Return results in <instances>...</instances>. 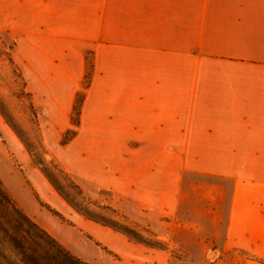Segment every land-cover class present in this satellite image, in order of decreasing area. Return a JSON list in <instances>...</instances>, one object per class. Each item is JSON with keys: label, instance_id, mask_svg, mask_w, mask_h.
I'll list each match as a JSON object with an SVG mask.
<instances>
[{"label": "crops", "instance_id": "obj_1", "mask_svg": "<svg viewBox=\"0 0 264 264\" xmlns=\"http://www.w3.org/2000/svg\"><path fill=\"white\" fill-rule=\"evenodd\" d=\"M0 23L25 56L58 57L61 114L71 110L88 51L92 70L81 117L89 128L98 130L101 121L109 134L118 120L123 136L159 138L160 149L169 152L182 138L184 152L246 154L237 167L247 173L231 175V191L208 199L213 208L205 207L201 240L213 239L222 252L246 251V264H264V0H0ZM38 69L50 73L42 63ZM2 131L3 163L21 172L19 194L0 172L6 191L38 225L91 262L72 239L89 224L74 225L73 237L65 233L70 228L42 205L64 212L58 194L9 130ZM256 167L263 169L258 176L248 171ZM133 245L117 250L128 260ZM159 255L154 264L168 262Z\"/></svg>", "mask_w": 264, "mask_h": 264}, {"label": "rangeland", "instance_id": "obj_2", "mask_svg": "<svg viewBox=\"0 0 264 264\" xmlns=\"http://www.w3.org/2000/svg\"><path fill=\"white\" fill-rule=\"evenodd\" d=\"M18 43L7 25L0 23V137L3 126L14 136L30 165L48 181L43 168L77 206L119 219L150 242L137 241L86 218L48 181L65 211L44 202L42 205L58 212V219L72 232H65L70 237L74 225L89 224L72 239L91 263L154 264L164 252L168 262L163 264H246L244 259L250 257L246 251L222 252L213 239L204 236L201 240L206 232L202 224L208 214L206 208H213L208 199L231 191V175L247 173L246 168L237 167L245 164L242 160L246 161V154L184 152L182 138H175V150L169 152L160 149L159 138L123 136L118 120L111 123L109 134L101 130V121L98 130L89 128L86 119L82 120L81 108L92 70L90 52H84V73L73 101L80 106V113L77 116L72 104L64 115L58 112V57L37 53L25 56ZM40 63L47 65L50 73L39 72ZM73 119H78L77 125ZM64 134L69 138L61 143ZM9 158L14 167L23 169L18 157ZM3 159L0 149V172L19 194L16 179L21 172L7 168ZM248 171L258 176L263 169ZM194 200L199 207L194 206ZM125 242L140 246L128 247L132 260L124 259L117 250Z\"/></svg>", "mask_w": 264, "mask_h": 264}, {"label": "trees", "instance_id": "obj_3", "mask_svg": "<svg viewBox=\"0 0 264 264\" xmlns=\"http://www.w3.org/2000/svg\"><path fill=\"white\" fill-rule=\"evenodd\" d=\"M73 111L77 113V116L80 113V106L77 107L76 101L73 104ZM72 122L77 125L78 119H73ZM68 131L66 130L65 133L67 134ZM68 138L69 136L64 134L60 142L65 143ZM41 171L60 195L86 218L119 230L137 241L150 243L138 230L130 227L125 222L107 214L77 206L43 168H41ZM48 209L59 215L56 210L49 207ZM0 264L93 263L71 252L28 216L6 191L0 179Z\"/></svg>", "mask_w": 264, "mask_h": 264}]
</instances>
